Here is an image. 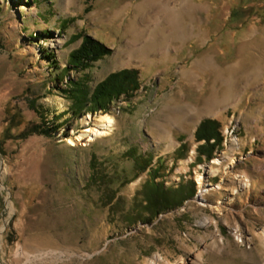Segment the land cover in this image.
<instances>
[{
    "label": "rangeland",
    "instance_id": "374dc122",
    "mask_svg": "<svg viewBox=\"0 0 264 264\" xmlns=\"http://www.w3.org/2000/svg\"><path fill=\"white\" fill-rule=\"evenodd\" d=\"M143 1L0 0V264H256L264 256V0H196L209 8L202 26L187 17L182 40L139 54L152 42L134 33L144 28ZM87 35L111 52L64 74ZM123 69L139 70L134 94L73 116L71 79L93 91ZM215 99L222 110L201 116ZM106 113L115 118L110 134L69 142ZM208 118L224 137L211 158L196 136ZM29 122L60 128L22 137ZM152 179L196 192L171 196L152 217L142 205Z\"/></svg>",
    "mask_w": 264,
    "mask_h": 264
},
{
    "label": "trees",
    "instance_id": "16d2710c",
    "mask_svg": "<svg viewBox=\"0 0 264 264\" xmlns=\"http://www.w3.org/2000/svg\"><path fill=\"white\" fill-rule=\"evenodd\" d=\"M110 52L111 49L100 40L87 35L85 36L81 47L70 55V66H67L64 74H68L71 70L85 71L94 61L103 58ZM55 57L56 56L52 55L51 61H55L56 63L54 66H56L57 69H60V64ZM84 79L85 78H81L80 80L71 79L67 86L68 91L72 92L73 95L72 98L74 104L71 108L73 116L81 115L87 110L91 112H96L99 109L107 110L113 100L122 95L134 94V92L141 86L139 70L137 69H123L113 72L105 80L101 81L93 91L83 82L85 81ZM59 128L60 126L55 124L52 127H45L42 124L29 122L21 131V136L27 137L33 133L53 135V133L58 131ZM220 129L221 122L218 119L208 118L202 121L196 134L198 141L206 140V142L199 147L201 154H206L208 158H211L217 148L221 147L224 137ZM212 140H214V142H212ZM142 159L144 161L146 158L142 157ZM144 162H146V160ZM96 167L97 166L95 165L94 168ZM145 169H147V167H144L141 172L145 171ZM155 177H157V173L155 174ZM94 180L95 175L93 177V181ZM189 188V186L184 185L180 189L170 190L165 188L164 183H158L156 180L152 179V181L146 182L144 186V199L142 200V205L145 207L146 211L152 213V217H154L170 207L172 201V199H170L171 196L174 197L173 199L179 198L178 202H182V199L184 197L187 198V195L189 194L190 196H193L196 191L195 189ZM173 203L176 204L174 200ZM151 219L152 218H146L148 221Z\"/></svg>",
    "mask_w": 264,
    "mask_h": 264
},
{
    "label": "bare ground",
    "instance_id": "6f19581e",
    "mask_svg": "<svg viewBox=\"0 0 264 264\" xmlns=\"http://www.w3.org/2000/svg\"><path fill=\"white\" fill-rule=\"evenodd\" d=\"M136 9L140 13V25L144 28L140 32L135 30L134 33L139 38L145 37L143 40L149 38L152 41L148 45L142 44V46H138L141 48L139 49V54L144 52L145 49L156 51L160 50L163 45L171 44L173 40H182V37L180 36L185 35V31L182 34V31L184 30L183 27L185 26L184 19L188 17L193 21H197V23L202 26L204 23L203 17L209 11L208 6L204 3H197L196 0H144L143 3L139 4ZM188 31L190 32L189 35H194L198 39L202 34L203 36L205 34L204 30H200V34L191 33V31L187 29V32ZM141 43L142 40H138L134 43L129 41L128 46H130L132 50L133 47L140 45ZM219 102L217 99L210 101L207 104V112H202L200 115L204 116L213 113L217 109L222 110L221 108L225 105V103L223 102L217 106L216 104ZM215 114L217 115L218 113L215 112ZM114 123L115 118L113 115L109 113L103 114L95 120L93 125L88 126L85 130L79 133L76 140L70 138L69 142L71 144H75L76 141H80L81 144L86 145L100 136L110 134ZM213 162L214 165L211 164L210 170L214 173L217 169L215 163L220 164L221 160L216 159ZM205 191L206 189L202 188L201 195H203Z\"/></svg>",
    "mask_w": 264,
    "mask_h": 264
},
{
    "label": "crops",
    "instance_id": "0c3cea01",
    "mask_svg": "<svg viewBox=\"0 0 264 264\" xmlns=\"http://www.w3.org/2000/svg\"><path fill=\"white\" fill-rule=\"evenodd\" d=\"M258 235V234H257ZM261 239V238H260ZM255 262V261H254ZM256 264H264V256H262L259 260L255 262ZM241 264H250L247 260H242Z\"/></svg>",
    "mask_w": 264,
    "mask_h": 264
}]
</instances>
